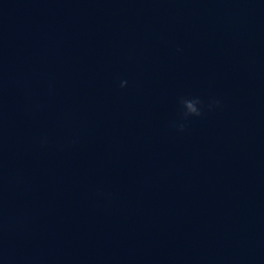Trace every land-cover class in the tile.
<instances>
[{
	"label": "water",
	"instance_id": "obj_1",
	"mask_svg": "<svg viewBox=\"0 0 264 264\" xmlns=\"http://www.w3.org/2000/svg\"><path fill=\"white\" fill-rule=\"evenodd\" d=\"M0 264H264V0H0Z\"/></svg>",
	"mask_w": 264,
	"mask_h": 264
},
{
	"label": "clouds",
	"instance_id": "obj_2",
	"mask_svg": "<svg viewBox=\"0 0 264 264\" xmlns=\"http://www.w3.org/2000/svg\"><path fill=\"white\" fill-rule=\"evenodd\" d=\"M127 84V81H121V87H124ZM183 106L186 109L184 115L187 117L188 115H195L199 116L201 115V110L200 108L197 107L198 104L201 103L199 98H194V99H183L182 100ZM215 103H219V101H216ZM180 129L183 130L184 125L181 124Z\"/></svg>",
	"mask_w": 264,
	"mask_h": 264
}]
</instances>
